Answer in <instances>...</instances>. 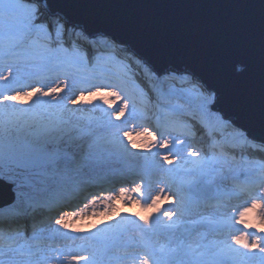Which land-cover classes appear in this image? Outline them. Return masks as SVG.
Listing matches in <instances>:
<instances>
[{"label": "rangeland", "instance_id": "374dc122", "mask_svg": "<svg viewBox=\"0 0 264 264\" xmlns=\"http://www.w3.org/2000/svg\"><path fill=\"white\" fill-rule=\"evenodd\" d=\"M70 28L81 31L68 24V31ZM73 52L76 54V51ZM144 69L150 76L151 72ZM71 71L72 74H68L57 70L52 61L41 58L38 52L28 57L0 58V124L10 121L18 138L30 135L43 117L48 118V123L63 121L64 126L72 131L71 139L65 138L51 146L52 153L60 158L59 166L43 181H34V189H29V195L24 200L12 201L10 205L0 208V222L16 221L27 232L26 236L22 231L19 236L12 233L11 239L5 237L7 242L0 246V261L3 264H142L147 260L148 264H166L167 256L177 251L176 244H170L159 237L149 242L139 233L127 232L131 223L145 222L140 218L143 216L147 219L145 224L152 229L174 227L185 222L207 224L206 228L188 241L184 254L189 256L191 264H200L217 256L231 258L237 264H264V253L259 248L244 249L234 243L236 235H246L250 243L260 240V247H264V232L260 231V223L264 224L261 221L264 182L254 191L258 197L242 199L241 196L242 200L238 201L227 197V202L218 200L221 194L237 196L241 193L235 191L238 190L235 185L249 180L248 175L257 174L261 164L256 160L233 158L209 150L201 151L196 148L198 144L194 141L198 137L188 132L183 134L177 130L161 132L152 129L144 123L145 114L133 107V103L125 115L116 120L119 114L117 109L124 100L109 93H120L121 97L133 100L130 94L136 87L131 85L124 91L115 84L106 83L107 86L102 87L98 85L105 82L99 83L98 79H92V85L89 86L88 80L76 79L74 70ZM168 73L171 71L168 70ZM180 74L189 75L188 72ZM148 81L154 93L159 95L164 92L169 97L162 99V103L169 104L170 100L183 103L190 99L191 107H185L198 110L203 115L198 107L200 100L196 88L178 90L152 76ZM37 88L41 92H50L52 88L58 90L45 96L35 92ZM96 91L99 94L92 95ZM26 92L35 94L25 96ZM12 95H19L20 98L8 100L7 97ZM166 106L167 112H171L169 107L173 105ZM203 119L209 120L208 123L216 128L221 120H225L217 118L216 113L214 117ZM145 129L152 132L155 139L146 133L142 134ZM125 133L132 134L131 140ZM177 137L182 138L184 143H179ZM240 137L235 131L216 134L214 139L217 144H221ZM162 138L173 141L169 149L161 150L153 146ZM132 142L137 144L136 148L131 147ZM84 143H91L94 150V160L87 164L79 159L76 148V144ZM193 151L200 155H190ZM160 152L168 153L172 163L163 162L161 165L162 155H157ZM137 168L147 174L154 171L151 181L146 178L145 181L140 180L139 184L133 182L134 177L142 174L134 171ZM201 176L206 185L214 187L213 198L199 199L188 193L187 187ZM138 186L141 187L140 192L132 191ZM82 187L95 188V195H86L75 206L58 209L57 212L67 210V213L55 214L53 220L43 227L32 228L26 218L17 219L15 216L18 208L21 210L24 207L23 202L43 205L51 202L54 196L67 199L71 191ZM122 188L127 189L123 199L120 198ZM161 189L164 190V196L171 195V200L162 199L159 208L152 210L149 205ZM11 197L12 193L9 195ZM215 198V203L208 202ZM253 202L261 207L244 217L245 224L239 223V212L250 207ZM165 211L176 214L169 219L164 215ZM60 217H64L63 225L55 223ZM152 220L158 221L154 227L150 225ZM35 238H46L48 242H36ZM75 257H87V260H76Z\"/></svg>", "mask_w": 264, "mask_h": 264}, {"label": "water", "instance_id": "95a60500", "mask_svg": "<svg viewBox=\"0 0 264 264\" xmlns=\"http://www.w3.org/2000/svg\"><path fill=\"white\" fill-rule=\"evenodd\" d=\"M46 3L53 13L66 14L73 28H85L90 39L106 37L122 41V47L131 49L137 58L142 57L159 71L188 72L200 83L207 81L221 87L227 99L217 106L219 113L249 140L264 145L259 94L253 87L259 74L258 46L237 47L231 55L216 61L205 55L208 50L227 46L231 21H243L244 28H252L248 35H256L264 0H46ZM187 191L194 198L205 200L215 194L214 187L206 185L203 176ZM10 193L8 189H0V208L11 204ZM157 223L152 220L150 225ZM206 225L185 222L152 229L142 221L131 223L127 232L139 233L149 242L156 237L166 239L177 246V251L167 256L166 264H191L184 254L188 241Z\"/></svg>", "mask_w": 264, "mask_h": 264}, {"label": "snow or ice", "instance_id": "6c2138e0", "mask_svg": "<svg viewBox=\"0 0 264 264\" xmlns=\"http://www.w3.org/2000/svg\"><path fill=\"white\" fill-rule=\"evenodd\" d=\"M42 3H44V7H41ZM54 16L64 21V23L60 25L53 24L52 18ZM68 23L69 19L66 14L53 13L46 0H0V58L28 57L38 52L41 58L52 61L57 70L67 71L71 68H76L82 71L94 67L93 58L96 63H99L104 53H93L89 50L81 56L80 59L83 61L81 63L77 59L76 54L71 51L73 49L72 42L66 39ZM243 24V21L229 22L228 32L230 39L227 46L208 50L205 55L210 60L216 61L231 55L232 50L237 47L247 45L255 48L258 46L259 74L258 80L253 83V87L258 90L259 94L261 132L264 133V13L261 14L259 31L256 35L249 36L248 33L252 32V28L251 26L244 28ZM74 27L78 26L74 25ZM60 28L64 29L63 34L59 31ZM81 32L85 36L90 35L85 28H81ZM114 43L119 46L123 42ZM122 50L125 52L131 51V49ZM133 55L135 54L133 53ZM127 60V63L119 62L120 70L133 80L139 79L136 76V69L140 64H143L157 79L166 75L167 70L159 71L155 69L144 61L142 57H138L135 62L132 61L131 57H127ZM4 79H8V77H4ZM194 87L200 100L198 107L203 115L211 118L215 112L217 118L224 119L217 108L218 105L226 102L227 99L226 93L221 87L214 86L207 81L203 83L197 82ZM57 90V88H52L50 92H41L37 88L35 92H41L42 95L47 96L56 93ZM35 92H26L24 95L32 96ZM94 94H99V91L92 93V95ZM109 95H117L124 100L122 106L117 109L119 114L116 115L115 119L119 120L130 108L131 99L129 97H121L120 93L110 92ZM19 98V95L7 97L8 100H17ZM80 98L83 99V96ZM191 103L190 99L183 101V103L179 100H170V104L173 106L169 107V111L176 115H181L185 111V105L191 107ZM47 121L48 118L43 117L30 135L19 138L16 137L10 121L0 124V189H8L13 194V203L17 200H24L29 195V189H34V181H43L54 168L59 166L60 158L52 153L51 146L65 138H72L71 129L66 128L63 121L56 123H48ZM16 127L18 128L19 125H16ZM145 133L155 139L153 133L147 129L142 134ZM125 135L131 140V133H125ZM176 139L179 143H184L182 138L177 137ZM172 144V140L162 138L158 144L153 146L163 150L169 149ZM131 147L136 148L137 144L132 142ZM76 148L78 149L79 159L82 162L86 164L93 162L94 150L91 143L76 144ZM157 155H162L161 165L163 162L172 163L168 153L160 152ZM190 155L199 156L200 153L193 151ZM132 191L138 193L141 191V187L138 186ZM126 195L127 189L122 188L120 190V198L123 199ZM109 199L113 198L109 197ZM162 199L171 200V195L164 196L163 189H161L160 194L152 199L149 207L152 210H157ZM259 207H261L260 204L253 202L250 207L240 211L239 223L245 224L244 217L253 213ZM175 214V212L171 211L164 212V215L169 219H172ZM140 218L147 223L145 217L142 216ZM261 221H264V211L261 212ZM55 223L63 225L64 217L56 219ZM22 231L26 236V228L16 221L0 222V234L8 236L10 239L12 238V233H16L19 236ZM260 231L264 232V224L262 223H260ZM234 243L244 249L255 250L259 248V251L264 253V247H260V240L250 243L246 235H236ZM74 259L87 260V257H75ZM0 264H3V262L0 261ZM142 264H148V261L145 260ZM200 264H237V262L228 257L217 256L214 259L202 261Z\"/></svg>", "mask_w": 264, "mask_h": 264}, {"label": "trees", "instance_id": "16d2710c", "mask_svg": "<svg viewBox=\"0 0 264 264\" xmlns=\"http://www.w3.org/2000/svg\"><path fill=\"white\" fill-rule=\"evenodd\" d=\"M41 7H44L43 4H41ZM53 24L60 25L63 24L64 21L59 20L55 18L52 20ZM68 28V27H67ZM59 31L61 34H63L64 29L60 28ZM66 39L73 44V49L71 51H76V57L78 59L81 58V56L91 50L93 53L95 52H103L104 56L102 57L101 61L99 63L95 62V59L93 58V64L94 67H91L87 70H77L76 68H71L66 72L68 74H72L71 70H74V77L76 79H85L88 80L87 82L91 86L92 84L90 81L92 79H98L99 83H103V85L98 86H107L106 83L109 84H115L116 86L120 87V90L124 91L129 86L134 85L136 88L135 90L131 91L130 94L133 100L131 102L133 105L140 109L142 113L145 114L144 123L147 124L152 129L155 130H161V132H169L171 130L178 131L179 133L192 135L194 134L195 137H198L197 139H194L195 142H197L196 148L201 149V151H210V152H218L226 154L227 156H231L233 158H242L244 160L251 159V161L256 160L261 164V168L259 169L257 174H251L248 175L249 180L239 182L235 185L236 189L235 191H239L241 193H238L237 196H228L225 194H221L220 197H218V200H222L224 202L229 201L230 197L233 201H238L242 199H248L252 196H257L258 194H255L254 191L258 189L259 184L264 182V145L260 143L252 142L247 138V135H245L242 131L237 130L233 127L232 124H230L228 121L221 120L217 125V128L215 125H210L208 122L209 120H204L203 118H206V116L201 115L199 111L194 109H188L185 107V111L181 115H176L173 112H167V107L165 104L162 103V99L169 98L167 95H165L164 92H160L161 94L154 93L153 88L150 85V82L148 81V78L151 76L154 79H157L154 75L148 76L147 71H145V67L140 64L138 68L136 69V76L139 78L138 80H133L128 75H126L123 71L120 70L119 62L123 61L124 63H127V57H131L132 61L135 62L137 60V57L133 55V53L125 52L122 49H125L120 44L117 46L113 41L106 37H101L98 39H87L85 35L81 31H74L72 28L67 29V36ZM75 53V52H74ZM135 56V57H134ZM110 60H115L116 62L111 63ZM81 60V59H80ZM83 63V61H80ZM49 68V66H48ZM47 68V70H48ZM107 69V70H104ZM148 70V69H147ZM96 73V74H95ZM99 75V76H96ZM148 76V77H147ZM161 83L166 84L167 86H174L178 90L182 89H188V88H195L194 85L197 84V79H195L192 75H182L178 74L176 72H172L166 74V76L159 79ZM200 83V82H199ZM150 90V93H149ZM121 91V92H122ZM157 94V95H154ZM158 96V97H157ZM162 97V98H161ZM172 99V98H171ZM136 108V109H137ZM215 113H213L214 117ZM202 117V118H201ZM202 119V120H201ZM206 121L205 123H203ZM215 122V119H214ZM213 122V123H214ZM207 123V124H206ZM234 130V131H233ZM237 132L241 137L234 141H225L224 143L217 144L215 142V135L221 134V133H232ZM193 140V138H192ZM149 165V163H148ZM140 168V167H139ZM134 169L137 173L140 174V177H134L135 183L139 184V181H145L146 178L151 181V175L155 173L154 171L150 172V174H147L145 171H139L138 169ZM256 173V172H254ZM119 181V180H118ZM117 181V182H118ZM120 182V181H119ZM126 184L128 182H125ZM95 189V188H94ZM94 189L91 188H79L71 191L69 194L70 198L62 199L60 197L54 196L51 200V202L45 203L43 205L36 204V203H28L23 202L24 207L18 208V210L15 212L17 219H24L28 220L29 226L33 228L43 227L45 224H49L51 220H53V216L56 214L58 209H61L62 207H68V206H75L77 203L80 202V200H83L86 195L93 196L95 195ZM243 197L240 199V197ZM71 201V203H70ZM73 202V203H72ZM210 203H215L216 198L213 200H208ZM18 206H21V204ZM23 209V211H22ZM27 209V210H26ZM24 213L23 217H21V214ZM41 229V228H39ZM6 235L0 234V246H2V243H6L5 240ZM27 241H29V238H27ZM34 241L36 242H48V240L45 238H35ZM147 243V242H145Z\"/></svg>", "mask_w": 264, "mask_h": 264}, {"label": "bare ground", "instance_id": "6f19581e", "mask_svg": "<svg viewBox=\"0 0 264 264\" xmlns=\"http://www.w3.org/2000/svg\"><path fill=\"white\" fill-rule=\"evenodd\" d=\"M65 213H67V210H65V211H59V215H65ZM56 214H58V212Z\"/></svg>", "mask_w": 264, "mask_h": 264}, {"label": "clouds", "instance_id": "9594fccd", "mask_svg": "<svg viewBox=\"0 0 264 264\" xmlns=\"http://www.w3.org/2000/svg\"><path fill=\"white\" fill-rule=\"evenodd\" d=\"M238 70H242V68H238Z\"/></svg>", "mask_w": 264, "mask_h": 264}]
</instances>
